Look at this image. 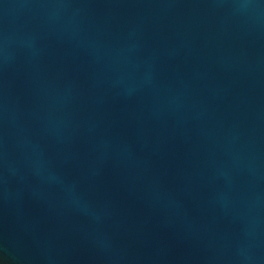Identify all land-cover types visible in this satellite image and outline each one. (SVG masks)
I'll return each instance as SVG.
<instances>
[{
	"label": "water",
	"instance_id": "water-1",
	"mask_svg": "<svg viewBox=\"0 0 264 264\" xmlns=\"http://www.w3.org/2000/svg\"><path fill=\"white\" fill-rule=\"evenodd\" d=\"M0 264H264V0H0Z\"/></svg>",
	"mask_w": 264,
	"mask_h": 264
}]
</instances>
